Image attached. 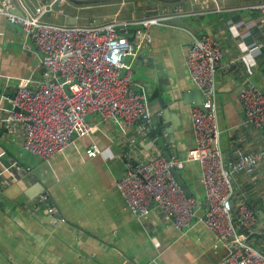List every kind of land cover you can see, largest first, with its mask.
<instances>
[{"label":"crops","instance_id":"obj_1","mask_svg":"<svg viewBox=\"0 0 264 264\" xmlns=\"http://www.w3.org/2000/svg\"><path fill=\"white\" fill-rule=\"evenodd\" d=\"M12 1L15 9L22 8L20 0ZM263 2L122 0L79 5L66 0L64 13L47 15L57 23H66L71 15L75 23L87 24L112 18L138 21L169 16L176 5L192 12L177 17L183 23L167 19L170 25L151 26L133 67L134 84L142 85L147 93L150 120L154 117L156 125L163 124L158 133L149 130V122L144 134H138L137 122L127 124L91 113L86 121L93 125L92 131L76 136L63 153L44 161L24 149L23 133L0 130V169L10 167L14 160L28 171L16 181L0 178V264H218L229 252L230 245L218 240L205 224L199 164L186 160L195 146L190 110L194 105L203 106V102L184 100L185 93L195 88L185 63L190 31L212 35L223 50L216 76L223 151L235 156L239 143L244 142V150L263 152L254 182L243 173H237L236 180L256 211L254 228L262 230L251 242L264 251V128L244 122L238 98L251 82L264 89V24L254 29L262 45L254 64L240 57L237 39L228 29L229 21L240 31L263 23L264 13L249 7ZM139 28V24L129 23L127 34L132 36ZM245 40L250 42L253 37ZM39 55L21 27L0 15V116L11 106L17 77L43 76V68H35ZM160 135L165 137L162 142H158ZM132 136L136 139L133 160H147L158 153L185 159L178 171L189 190L187 196L196 202L189 227L178 228L171 217L157 209L145 217L130 212L116 181L125 170L123 152L129 149L124 138ZM92 142L108 148L111 156H88L85 149ZM49 205L57 211H48Z\"/></svg>","mask_w":264,"mask_h":264},{"label":"built area","instance_id":"obj_2","mask_svg":"<svg viewBox=\"0 0 264 264\" xmlns=\"http://www.w3.org/2000/svg\"><path fill=\"white\" fill-rule=\"evenodd\" d=\"M20 1L22 14L14 12L12 0H0V15L19 25L39 50L35 68H43V76L17 77L11 106L0 116V130L15 135L23 133L24 149L44 161L63 153L76 136L92 131L93 125L86 121L91 113L127 124L137 122L138 134H144L150 111L145 88L137 87L132 80L134 64L151 26L170 25L169 20L192 12L176 5L169 16L68 24L46 18L64 13L66 0ZM249 7L264 13V2ZM262 22L244 31L228 22L231 35L237 39L240 57L250 64L255 63L262 46L254 31ZM129 23L140 25L132 36L127 34ZM190 36L185 63L205 101L203 106L194 105L190 110L195 146L188 151L186 160H195L200 167L206 207L204 221L218 240L230 245L218 264H264V251L251 242L254 234L262 233L254 228L256 211L246 201L245 192L236 180V174L243 173L254 182L253 175L263 152L244 150V142L239 143L235 156L223 151L216 111V76L223 50L210 34L190 31ZM251 36L253 40L247 42L245 38ZM238 98L244 109V122L264 128V89L251 82L239 92ZM124 143L129 149L123 152L125 170L116 186L130 212L145 217L157 209L171 217L178 228L189 227L195 217L196 202L185 195L171 173V168H181L185 159L158 153L147 160H133L135 137L124 138ZM85 153L111 156L108 148L94 142L86 147ZM27 173L12 160L10 167L0 169V178L4 182L16 181ZM26 210L33 212L28 207ZM48 211L55 213L57 209L49 205Z\"/></svg>","mask_w":264,"mask_h":264},{"label":"water","instance_id":"obj_3","mask_svg":"<svg viewBox=\"0 0 264 264\" xmlns=\"http://www.w3.org/2000/svg\"><path fill=\"white\" fill-rule=\"evenodd\" d=\"M72 3H75V4H79V5H82V4H96V3H113V2H116V1H122V0H68ZM158 1H161V2H164V3H175V2H179V1H182V0H158ZM14 12L15 13H18V14H22V12L19 10V9H14ZM66 23L68 24H73L75 23V18L74 16H71V15H68L65 19ZM173 22H179V23H183L184 21L180 18H175L172 20ZM184 100L185 102H188V103H202L205 101V96L202 92V90L198 87H195L194 89L192 90H189L185 93L184 95ZM149 125V130L151 129V131L156 134L160 131L161 129V126L163 124H160V125H156V121H155V118H151V120L149 121L148 123ZM164 135H160L158 137V142H162L164 140ZM165 157L169 158L170 155L169 153H164L163 154ZM171 173L172 175L174 176V178L176 179L177 183L180 185V187L182 188L183 192L186 194V195H189V190L185 184V182L183 181L178 169L172 167L171 168Z\"/></svg>","mask_w":264,"mask_h":264},{"label":"trees","instance_id":"obj_4","mask_svg":"<svg viewBox=\"0 0 264 264\" xmlns=\"http://www.w3.org/2000/svg\"><path fill=\"white\" fill-rule=\"evenodd\" d=\"M186 18H189V17H186Z\"/></svg>","mask_w":264,"mask_h":264}]
</instances>
